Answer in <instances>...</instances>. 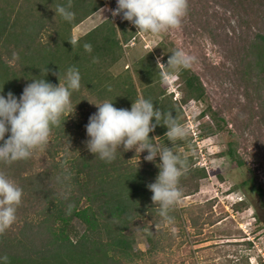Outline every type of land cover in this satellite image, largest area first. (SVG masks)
<instances>
[{
	"label": "trees",
	"instance_id": "16d2710c",
	"mask_svg": "<svg viewBox=\"0 0 264 264\" xmlns=\"http://www.w3.org/2000/svg\"><path fill=\"white\" fill-rule=\"evenodd\" d=\"M68 2L0 0V89H3L0 95L6 96L10 91L19 98L22 86L40 78L45 67L52 71L43 79L54 85L59 81L64 83L67 69L75 66L81 75V88L73 91L71 101L75 111L84 115L81 121L64 117L59 127L52 128L46 148L35 150L30 158L11 165L0 163V170L5 171L24 193L16 222L0 234V263L6 256L27 264L58 261L94 264L101 259L109 260L110 264H123L121 259L129 249L124 231L137 218L147 223L149 231L145 236L151 243L148 252L161 253L162 247L171 240L165 236L167 220L160 216L159 205L152 202V192L147 187L155 182L160 171L159 156L149 162L144 159L146 150L141 153L135 149L124 151L120 146L115 159L106 162L86 146L89 137L85 126L98 110L94 104L109 100L118 109L130 110L136 89L131 79L120 82L109 70L122 53L113 24H101L77 38V43L70 44L71 28L99 9L103 0H71L72 12L83 11V15L71 21L55 14L58 5L67 6ZM128 39L129 36L124 42ZM91 42L95 48L86 51L84 45ZM250 46L256 60L264 64V31L255 34ZM170 56L167 53L166 58ZM168 68L171 73L176 71ZM176 80L181 94L179 101L173 102L170 95L151 88H142L141 92L155 107L165 113L172 112L181 122L180 102L202 100L204 88L190 67L180 69ZM209 108H204L195 119L202 116L215 119L216 113ZM152 122L155 123L154 118ZM160 123L149 133V138L162 147H174V151L186 159L179 149L182 140L171 143L165 136L166 126L163 121ZM215 130V127L209 128L208 132ZM9 134H5V139ZM233 151L231 146L225 151L231 159L236 158ZM186 160L188 171L180 178L182 197L196 192L200 179L207 177L203 167L193 166L194 161ZM244 185L250 191L259 192L249 180L244 181ZM205 205H198L196 213L210 218L213 213L205 214ZM187 210L188 206L177 207L176 204L169 215L181 221ZM69 219L84 225L76 239L68 235Z\"/></svg>",
	"mask_w": 264,
	"mask_h": 264
},
{
	"label": "rangeland",
	"instance_id": "374dc122",
	"mask_svg": "<svg viewBox=\"0 0 264 264\" xmlns=\"http://www.w3.org/2000/svg\"><path fill=\"white\" fill-rule=\"evenodd\" d=\"M105 1L71 28L72 41L101 24H113L122 53L109 70L120 82L131 79L134 100L142 95V88L164 92L173 102L180 100L177 80L168 76L170 68L157 65V58L165 65L167 53L178 49L195 57L189 67L204 88L202 100L180 102V123L188 127L189 134L179 149L194 161L193 166L203 167L207 177L200 179L196 192L177 203V207L188 206L185 218L166 221L165 236L171 240L161 253L148 252L151 243L145 236L149 230L144 220L137 218L128 224L124 235L129 249L122 263L264 264V64L256 60L250 46L255 34L264 31V0H188L181 27L159 36L137 31L123 18L116 20ZM73 12L75 17L83 15L82 10ZM208 107L216 113L215 119H195ZM68 117L84 119L81 111ZM214 127L215 132H208ZM230 146L234 159L225 152ZM246 180L259 192L250 191ZM200 204H207L205 214L212 212L213 216L196 213ZM83 229L81 222L69 219L72 239ZM0 264L27 263L9 258ZM94 264L110 263L101 259Z\"/></svg>",
	"mask_w": 264,
	"mask_h": 264
},
{
	"label": "clouds",
	"instance_id": "9594fccd",
	"mask_svg": "<svg viewBox=\"0 0 264 264\" xmlns=\"http://www.w3.org/2000/svg\"><path fill=\"white\" fill-rule=\"evenodd\" d=\"M70 9L71 0L67 6L58 5L55 14L71 21L75 13ZM187 9L188 0H117L116 8L109 11L113 17L122 15L137 31L159 36L163 32L179 29ZM73 43L77 41L70 42L71 45ZM84 47L86 51H91L90 44ZM194 60L195 57L178 49L171 53L166 66L160 63L159 58L157 65L175 69V72L168 74L174 80L178 78L179 70L188 68ZM51 71L45 67L43 75L32 79L19 98L10 91L6 96L0 95V141H3L0 144V163L11 165L30 158L35 150H43L50 141L52 128L61 125V116L74 114L75 105L71 96L73 91L81 88L79 69L70 66L64 83L59 81L56 85L43 79ZM52 74L59 75L56 72ZM94 105L98 110L89 117L85 126L89 137L86 141L88 150L106 162L115 159L120 146L124 151L135 149V152L138 150L141 153L146 150L144 159L149 162L159 156L160 171L155 182L147 187L152 192V202L159 205L160 216L171 222L173 217L169 215V210L182 198L180 178L187 173L188 164L174 151V147L153 143L149 133L163 121L167 128L165 136L174 143L188 136V127L180 123L172 112H162L151 99H145L142 95L132 103L130 110L118 109L109 100ZM153 118L155 123L152 122ZM6 133H10L7 139ZM23 195V189L5 171L0 170V234L16 222ZM4 259L7 260V257Z\"/></svg>",
	"mask_w": 264,
	"mask_h": 264
},
{
	"label": "built area",
	"instance_id": "2783aa9c",
	"mask_svg": "<svg viewBox=\"0 0 264 264\" xmlns=\"http://www.w3.org/2000/svg\"><path fill=\"white\" fill-rule=\"evenodd\" d=\"M104 6L106 7V9L109 11L110 9H115L116 6H117V0H106L105 1V4ZM110 15L112 16L111 14V11H109ZM116 20H119L122 18V15L120 16H115L114 17Z\"/></svg>",
	"mask_w": 264,
	"mask_h": 264
}]
</instances>
